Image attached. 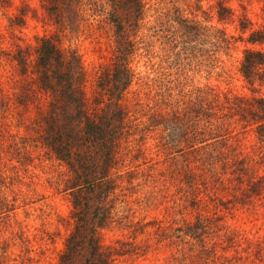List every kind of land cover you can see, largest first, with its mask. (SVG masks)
I'll return each mask as SVG.
<instances>
[{
	"label": "rangeland",
	"instance_id": "obj_1",
	"mask_svg": "<svg viewBox=\"0 0 264 264\" xmlns=\"http://www.w3.org/2000/svg\"><path fill=\"white\" fill-rule=\"evenodd\" d=\"M2 1L0 264H57L74 228L70 196L64 189L69 174L38 135L35 118L47 110L50 99L33 73V52L40 38L54 36L64 50H75L86 71L90 109L98 111L99 77L115 58V27L107 0H81L75 24L69 26L50 14L47 0ZM144 1L145 16L133 33L137 50L131 64L136 76L123 97L131 113L116 172L121 176L117 195L124 203L119 204V221L102 231V243L119 250L115 264H173L177 249L170 238L172 227L195 222L198 213L220 215L237 241L224 255L238 254L244 264H264V131L258 132L249 117L225 115V138L219 135L206 150L210 159L222 161L215 165L223 169H216L219 180L208 179L189 191L177 172L189 150L169 146L167 132L149 126L151 116L176 110L178 101L204 99L211 90L222 101L264 98V82L250 87L240 72L245 49L264 52V45L246 42L251 31H264V0H228L232 17L225 21L218 19L216 0ZM22 12L26 17L19 25L16 19ZM181 17L209 29L195 48L183 47L177 24ZM18 49L31 53L25 76L14 59ZM250 187L258 192L247 193ZM193 195L202 199V212ZM153 221L167 229L165 235L135 229L138 223Z\"/></svg>",
	"mask_w": 264,
	"mask_h": 264
},
{
	"label": "trees",
	"instance_id": "obj_2",
	"mask_svg": "<svg viewBox=\"0 0 264 264\" xmlns=\"http://www.w3.org/2000/svg\"><path fill=\"white\" fill-rule=\"evenodd\" d=\"M4 1L5 4L8 0ZM47 1L50 14L62 25L75 24L77 3L81 0ZM195 1L199 4V0ZM107 2L108 16L116 32V52L112 65L99 77L98 89L102 100L99 103L96 98L101 105L98 111L90 109L85 88L86 71L81 56L75 50H64L60 39L54 36L40 38L33 52V73L39 88L50 99L47 110L38 112L35 118L38 135L43 146L65 165L69 174L64 189L70 196L74 228L65 240L57 264H115V257L120 255L118 249L103 245L102 231L119 221V204L124 203L117 195L120 187L118 178L121 176L118 177L116 172L131 113L123 104V97L136 76L131 64L137 50L133 33L140 27L146 5L144 0ZM227 3L228 0H216L220 21L232 17ZM25 17L22 12L16 19L19 25L24 24ZM177 24L183 47H197L200 35L207 37L209 31L200 22L184 17L178 18ZM246 42L264 45V31H251ZM30 55L27 49H18L14 54L21 76L28 73ZM240 72L250 87L264 82V52L245 49ZM3 101L0 99V111H4ZM187 101H178L176 110L151 116L149 126L160 127L167 132L169 146L183 145L189 150L186 152L188 158L177 172L189 186V191L191 188L195 191L208 179L219 180L216 172L223 170L222 166L215 168L222 161L210 159L206 150L213 148L210 142L219 135L225 138L222 133L229 124H224V116L238 114L243 120L249 117L258 132H263L264 98L226 97L222 101L211 90L204 94V99ZM15 148L22 155L18 143H15ZM253 190L250 187L247 193ZM192 200L196 209L202 212V199L193 195ZM224 223V216L198 213L195 222L172 227L170 238L175 239L172 244L177 249L172 257L173 264H244L243 257L238 254L232 257L224 255L237 243ZM137 226V232L143 228V231L154 229L157 236L167 232L156 221L138 223Z\"/></svg>",
	"mask_w": 264,
	"mask_h": 264
}]
</instances>
